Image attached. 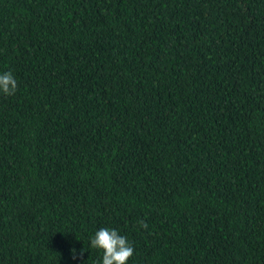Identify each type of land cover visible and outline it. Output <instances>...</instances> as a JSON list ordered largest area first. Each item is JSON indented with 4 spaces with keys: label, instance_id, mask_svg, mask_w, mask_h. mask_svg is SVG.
Segmentation results:
<instances>
[{
    "label": "trees",
    "instance_id": "16d2710c",
    "mask_svg": "<svg viewBox=\"0 0 264 264\" xmlns=\"http://www.w3.org/2000/svg\"><path fill=\"white\" fill-rule=\"evenodd\" d=\"M9 71L0 264H264V0H0Z\"/></svg>",
    "mask_w": 264,
    "mask_h": 264
},
{
    "label": "clouds",
    "instance_id": "9594fccd",
    "mask_svg": "<svg viewBox=\"0 0 264 264\" xmlns=\"http://www.w3.org/2000/svg\"><path fill=\"white\" fill-rule=\"evenodd\" d=\"M17 88L18 84L12 72L0 74V92L5 96H11L15 94ZM140 223L144 229H147L146 223L143 221ZM91 247L102 250L103 264H127L134 253V248L127 237L110 228H100L91 239ZM72 252L75 259V249Z\"/></svg>",
    "mask_w": 264,
    "mask_h": 264
}]
</instances>
